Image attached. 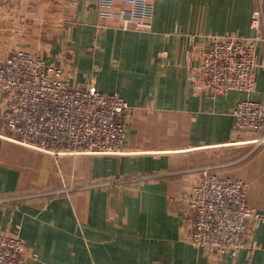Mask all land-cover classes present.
I'll list each match as a JSON object with an SVG mask.
<instances>
[{
    "label": "crops",
    "instance_id": "crops-1",
    "mask_svg": "<svg viewBox=\"0 0 264 264\" xmlns=\"http://www.w3.org/2000/svg\"><path fill=\"white\" fill-rule=\"evenodd\" d=\"M152 1V28L138 30L101 17L98 0H0V65L38 53L70 84L94 81L129 105L113 154L35 149L0 120V231L23 240L26 264H264V224L236 255L189 241L191 191L207 167L246 181L264 213V131L234 118L241 100L264 104V43L251 93L213 95L199 73L212 37L254 35L259 0Z\"/></svg>",
    "mask_w": 264,
    "mask_h": 264
},
{
    "label": "built area",
    "instance_id": "built-area-1",
    "mask_svg": "<svg viewBox=\"0 0 264 264\" xmlns=\"http://www.w3.org/2000/svg\"><path fill=\"white\" fill-rule=\"evenodd\" d=\"M116 1L98 0L100 16L120 20L124 29L152 28V0H121L126 6L119 10ZM250 28L251 37H212L199 65L203 86L211 94L256 89L257 47L264 43L263 0L252 13ZM64 74L62 67L49 64L41 54L25 49L11 53L0 65V120L6 135L59 155L120 152L126 138L127 102L118 94L101 92L94 81L72 85ZM234 118L238 129L264 131V104L241 100ZM257 141L264 142V136ZM190 207L194 226L189 241L218 255H236L250 244L253 229L264 224V213L247 200L246 181L210 167L193 185ZM25 248L19 236L0 231V264H26Z\"/></svg>",
    "mask_w": 264,
    "mask_h": 264
}]
</instances>
